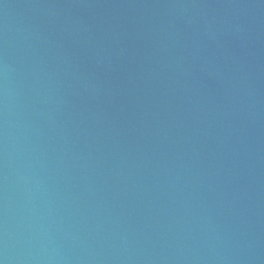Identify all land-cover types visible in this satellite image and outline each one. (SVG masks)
<instances>
[{
	"label": "water",
	"instance_id": "obj_1",
	"mask_svg": "<svg viewBox=\"0 0 264 264\" xmlns=\"http://www.w3.org/2000/svg\"><path fill=\"white\" fill-rule=\"evenodd\" d=\"M0 264H264V0H0Z\"/></svg>",
	"mask_w": 264,
	"mask_h": 264
}]
</instances>
